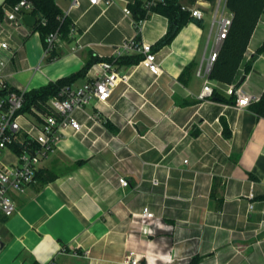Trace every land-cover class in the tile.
Here are the masks:
<instances>
[{
	"label": "crops",
	"instance_id": "obj_1",
	"mask_svg": "<svg viewBox=\"0 0 264 264\" xmlns=\"http://www.w3.org/2000/svg\"><path fill=\"white\" fill-rule=\"evenodd\" d=\"M56 2L67 11L72 0ZM13 3L0 0V40L10 46L5 74L13 87L56 81L94 56L109 60L94 61L73 84L92 79L94 65L110 60L128 79L101 104V126L88 137L67 135L42 160L39 170L55 173L54 179L38 177L25 192L13 193L17 209L3 220L0 264H126L131 255L145 257L144 240L156 233L145 234L135 223L145 206L163 223L156 228L157 258L149 264H264V117L230 102L228 92L235 85L253 101L263 94L264 50L255 52L264 42V14L245 53L250 71L243 63L228 84L205 72L217 31L211 32V1L195 3L206 5L202 24L189 21L159 45L169 19L148 0L108 6L80 0L68 16L73 31L54 55H45L40 32L25 23L28 14L38 18L33 11H25L23 24H9ZM137 5L146 8L145 18H138ZM225 14L232 16L227 7ZM133 38L152 44L158 75L142 64L141 53L111 56L113 47ZM207 82L223 101L202 96ZM87 110L98 111L93 104ZM3 159L15 157L7 151Z\"/></svg>",
	"mask_w": 264,
	"mask_h": 264
},
{
	"label": "built area",
	"instance_id": "obj_2",
	"mask_svg": "<svg viewBox=\"0 0 264 264\" xmlns=\"http://www.w3.org/2000/svg\"><path fill=\"white\" fill-rule=\"evenodd\" d=\"M90 5L105 4L106 6L115 0H88ZM218 0L212 17V28H216L214 48L209 56L205 72L210 69L217 58L218 51L223 40L227 37L232 24V16L225 14L226 4ZM151 0L149 5L154 4ZM80 0H72L67 11H63L60 19L64 20L73 8L78 7ZM205 4L197 6H183L195 17L204 16ZM34 9L33 0H18L13 3L7 12L6 18L13 27L24 23L25 11ZM128 13L129 10L125 9ZM38 19V18H37ZM41 22L46 24V19ZM73 27L70 29V33ZM63 39L59 28L47 34L45 40V55H50L59 46ZM9 43L0 40V218L9 217L17 209L13 199V193H23L31 184L38 182L40 163L56 150L59 141L69 134H83L85 137L93 131L95 126H101V104L111 97L120 80L126 81L128 75L121 72L114 61H102L94 65L95 75L92 79L81 85L67 84L59 94L50 97L47 108L44 110L32 108L23 111L25 92L24 88L13 87L5 74V68L9 60ZM133 50L143 54L142 64L153 74L161 72L157 53L153 51L152 44L141 42L136 38L124 41L112 48V57L118 58L126 52ZM212 87L207 82L204 85L202 96L212 94ZM229 94L235 93L239 106H248L255 96L242 91L239 87L231 85ZM93 104L98 111L90 113L87 106ZM82 114V118L78 114ZM92 124H91V123ZM90 123V124H89ZM10 151L14 160L4 161L5 152ZM188 160L186 159L185 162ZM121 185L127 186L125 177L118 178ZM154 180V184H159ZM136 215V214H135ZM140 230L145 234L156 232V228L163 226L162 220L145 206L136 215ZM3 236L0 232V256L3 253ZM138 255L128 257L126 264H141ZM52 264V263H47Z\"/></svg>",
	"mask_w": 264,
	"mask_h": 264
},
{
	"label": "trees",
	"instance_id": "obj_3",
	"mask_svg": "<svg viewBox=\"0 0 264 264\" xmlns=\"http://www.w3.org/2000/svg\"><path fill=\"white\" fill-rule=\"evenodd\" d=\"M16 2L18 0H9ZM149 2L151 0H148ZM198 0H155L154 4L149 5L151 10L157 11L166 15L169 19V29L166 35L159 41V45L169 43L172 41L177 31L187 22L196 21L202 24L203 19L195 17L183 6L194 5ZM216 2V0H207ZM34 14L38 16L37 22L33 27L41 34L43 42L45 43L46 36L51 31L59 28L62 37L65 38L69 35L72 23L66 17L61 20L59 17L63 13L58 6L56 0H33ZM135 7V12L139 19L147 16L146 8ZM226 7L232 13V24L227 37L223 40L214 61L209 77L218 81L232 84L238 74V71L245 61V53L247 51L251 37L255 28L264 14V0H226ZM46 19V24L41 22ZM264 50V42L256 50L255 56ZM55 52V51H54ZM52 53L54 55L55 53ZM51 57V56H50ZM97 60H109V58L92 57L88 60L84 67L75 73L61 77L56 81H50L45 85L29 89L25 92V100L23 111H29L32 108L44 110L47 108V103L50 97L59 94L60 90L67 84H72L77 77L82 75L90 65ZM246 72L250 71L252 64L249 62L244 63ZM211 96L217 100L223 101L224 98L218 93L213 91ZM236 94H231L230 102H236ZM249 108L254 111L258 116L264 117V91L259 100L253 101L249 104ZM224 134L229 136L231 131L224 123ZM38 177L44 181L54 179L56 174L48 172L47 170L38 172ZM2 220L6 217L1 216Z\"/></svg>",
	"mask_w": 264,
	"mask_h": 264
},
{
	"label": "rangeland",
	"instance_id": "obj_4",
	"mask_svg": "<svg viewBox=\"0 0 264 264\" xmlns=\"http://www.w3.org/2000/svg\"><path fill=\"white\" fill-rule=\"evenodd\" d=\"M217 2H218V0H216V2H212V8H211V12H210L209 17H211V15H213L212 12H214L215 7L217 5ZM223 4H224V1H222V7H223ZM3 225H4L3 220L0 218V230L2 229ZM166 227L171 228V225H169V226L166 225ZM152 236L147 235L145 240H144L145 243L142 247L145 248V253H144L145 257L139 256V258H141V261H140L141 264H149L148 262L153 263L154 262L153 257L157 258V254H153V248L157 249V240H159V238H157V231ZM156 264H157V261H156Z\"/></svg>",
	"mask_w": 264,
	"mask_h": 264
},
{
	"label": "water",
	"instance_id": "obj_5",
	"mask_svg": "<svg viewBox=\"0 0 264 264\" xmlns=\"http://www.w3.org/2000/svg\"><path fill=\"white\" fill-rule=\"evenodd\" d=\"M36 22H37V18H36L35 15L28 14V15L25 16V23L27 25L32 27V26H35Z\"/></svg>",
	"mask_w": 264,
	"mask_h": 264
}]
</instances>
